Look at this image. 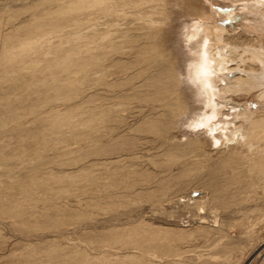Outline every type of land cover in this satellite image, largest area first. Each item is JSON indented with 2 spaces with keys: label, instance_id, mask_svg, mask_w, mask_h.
<instances>
[{
  "label": "rangeland",
  "instance_id": "obj_1",
  "mask_svg": "<svg viewBox=\"0 0 264 264\" xmlns=\"http://www.w3.org/2000/svg\"><path fill=\"white\" fill-rule=\"evenodd\" d=\"M262 8L0 0V264H244L258 242L248 264H264V166L248 162L261 146L230 131L264 118V86L211 95L190 52L206 24L238 51L264 47ZM191 190L214 212L196 209L203 228L171 229L175 254L124 243L148 206Z\"/></svg>",
  "mask_w": 264,
  "mask_h": 264
},
{
  "label": "bare ground",
  "instance_id": "obj_2",
  "mask_svg": "<svg viewBox=\"0 0 264 264\" xmlns=\"http://www.w3.org/2000/svg\"><path fill=\"white\" fill-rule=\"evenodd\" d=\"M253 2L255 3L256 7L264 4V0H253ZM263 11L264 10L262 8L261 12ZM211 17L202 15V18L206 21L205 23H207L208 20H211ZM224 33L225 32L221 29V27L219 29V27L214 28L206 24L201 27L199 33L195 34V38L193 40L188 38L191 40L190 52L192 50L195 55L194 56L195 60L197 59L195 64V68H196L195 75L197 79L201 80L203 84L207 86V89L209 90L211 95H214L213 91L215 90L221 97H223L226 93H230L231 95H236L241 92L248 93L250 86H245V85H249L253 83L251 79H256L255 80L256 86L259 87L264 86L263 45H259L256 43L253 45V47H248L242 49L241 51H238V48H236L235 46H231L230 44L224 45L225 43L224 44L222 43V34ZM189 34H191V32ZM213 75L215 76L210 77ZM217 75L220 77H217ZM79 78L80 77L78 76V79ZM222 80L225 81V85H221ZM254 88L255 86H252V89ZM165 98L166 97L164 96L162 97V100H160L161 103L163 100L165 101V104H161L164 107V109L167 108L165 110H168L174 108L173 106H171L175 104L174 101L173 102L166 101ZM242 117L245 118V116ZM230 126H233L230 129V131H232V134L233 132L234 134L237 133L235 138H237L238 142L244 140L243 146L246 147L248 151L253 149L256 151L258 146H261L258 149V151L254 153L252 152L251 156L249 155L251 151L248 152L246 150L249 153L247 154L248 157L250 156V159H248L249 161L248 160L247 161L250 162V164L256 161V164H259L260 166H264V118L261 119L260 121L255 120L249 122L248 127H246L241 134L238 133V130L240 129L241 126L240 127L234 125H230ZM230 135L231 134H229L228 136ZM217 140H220L219 136ZM259 143L261 144L259 145ZM260 150L261 152H259ZM258 175L261 177H258ZM263 175H264L263 172L256 173V176L258 178H262ZM192 192L193 191L191 190L185 197H183L182 195V197H178L177 199H173V200L170 199V201H167V203L163 204V206L159 208L148 206L146 208V210L149 213L146 222L147 226L144 227V229L142 228L139 230L136 229L135 231L131 230L129 233H127L128 232L127 231L126 232L127 235L125 236L126 239H124L125 240L124 243L127 244L132 243L130 245H132L136 249H139V251L143 252V254L150 252L153 253L152 251L157 250V248H161L162 250L165 248L164 250L165 254H175L176 251L172 252L170 249L167 248V246L168 244H170V242L174 241L177 238V236L180 234H172L171 229H183V223H186L185 225L188 224L185 227L193 228L194 226L196 227V225H199L200 226L199 228H203V224L207 223L208 217H204V218L195 217L198 214L196 209L198 207H201L203 210L205 209L204 211L205 212L207 211L206 212L207 215L208 214L210 215L214 212L213 211L212 213H209L211 212V210H209L210 209L209 201L206 195H202L203 193L200 192L197 199H191ZM211 220L212 221L210 222L212 224H215L217 222L216 218H213ZM151 226L152 227L158 226L161 228L151 229L149 228ZM164 232H167V234H165ZM114 241L115 239L112 238L111 239L112 246L114 245ZM257 244L258 245L255 248L248 250L246 260L244 257L245 260L244 264H248V262L252 259V257L254 258L256 252L262 248L263 243L258 242ZM120 248L123 249V247ZM137 257L144 258L141 255H137ZM124 258L126 260L131 261L128 256H124Z\"/></svg>",
  "mask_w": 264,
  "mask_h": 264
}]
</instances>
